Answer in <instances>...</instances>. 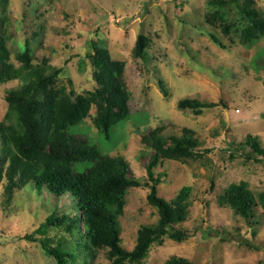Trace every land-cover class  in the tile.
Wrapping results in <instances>:
<instances>
[{
	"label": "rangeland",
	"instance_id": "rangeland-1",
	"mask_svg": "<svg viewBox=\"0 0 264 264\" xmlns=\"http://www.w3.org/2000/svg\"><path fill=\"white\" fill-rule=\"evenodd\" d=\"M251 1L262 13L264 0ZM237 2L244 0L224 6L211 0H0V35L5 36L9 60L15 66L20 65L17 54L27 52L34 62L46 57L49 64L62 68L55 86L84 93L97 86L87 57L92 52L89 40L98 41L122 62L129 118L118 123L112 138L105 140L94 125L92 106L76 131L103 153L123 156L135 178L148 180V155L144 154L149 148L141 136L157 126L164 134L176 135L190 128L199 140L197 149H211L184 163L164 160L153 168L154 178L163 173L157 193L167 200L183 185L191 186L187 218L178 224L191 236L180 242L164 237L161 243H151L142 264H163L172 256L193 264H264V211L255 206L249 221L256 219L257 224L252 225L217 202L231 182L246 181L255 195L264 190V160L254 161L237 152L229 158L226 150L247 134L257 136L264 148V33L249 43L240 40L239 31L248 20ZM216 12L221 18L216 15L213 23L208 22L207 17ZM223 25H229V32L221 30ZM139 35L147 39L143 58L134 53ZM159 79L166 84L167 96L160 91ZM19 84V80L0 83V119L7 109L6 91ZM183 98L217 106L195 114L178 108ZM147 193L146 187L138 186L125 195L118 217L124 249L133 248L142 224L156 222L158 212ZM5 198L0 185V264H56L38 240L25 235L39 238L33 231L46 216L53 210L71 211L74 200L69 194L56 198L47 190L39 195L32 184L16 189L10 201ZM53 232L58 229H50ZM107 252L108 248L99 249L93 258L80 257L73 264H109Z\"/></svg>",
	"mask_w": 264,
	"mask_h": 264
},
{
	"label": "trees",
	"instance_id": "trees-1",
	"mask_svg": "<svg viewBox=\"0 0 264 264\" xmlns=\"http://www.w3.org/2000/svg\"><path fill=\"white\" fill-rule=\"evenodd\" d=\"M229 1L211 0L219 6ZM236 6L248 20L247 26L239 31L240 40L249 43L260 38L264 33V9L257 12L251 0L237 2ZM219 15L211 13L206 20L213 23L214 16ZM221 30L229 32V25H223ZM210 37L224 46L214 33ZM146 43V37L139 35L134 53L143 58ZM88 46L92 52L87 57L97 86L76 93L72 88L67 91L64 85L55 86L62 68L49 64L46 57L34 62L27 52L17 54L20 65L15 66L9 60L5 36L0 35V83L20 81L18 87L6 91L7 109L0 119V185L6 202L13 198L16 189L29 184L39 195L47 190L56 198L69 194L74 200L71 211L53 210L46 216L33 231L39 238L25 235L26 239L38 240L56 264H73L80 257L91 259L103 248H108L109 264H142L151 243H161L164 237L180 242L191 236L178 227L187 218L191 186L183 185L167 200L157 193L163 173L154 178L153 168L164 160L184 163L211 149L198 150L199 140L190 128H183L179 135L164 134L161 126L152 128L141 136L142 143L149 148L144 154L148 155L145 162L148 180L141 181L132 175L123 156L103 153L96 143L78 133L76 127L89 115L92 106L96 111L94 125L105 140H110L114 127L131 114L121 76L122 62L113 59L96 40H89ZM158 86L167 96L162 79ZM177 106L199 114L217 103L183 98ZM230 144L233 148L226 149L229 158H234L237 152L254 161L264 160V148L255 135L247 134L243 140ZM138 186L148 189L147 200L157 209L158 217L155 223L139 227L133 248L127 250L120 245L118 217L123 213L128 189ZM217 202L249 221L254 217L255 206L264 211V190L255 195L246 181L231 182L218 195ZM249 222L257 224L256 219ZM53 228L58 232L50 234ZM251 233L255 235L256 230ZM163 264L193 263L185 257L172 256Z\"/></svg>",
	"mask_w": 264,
	"mask_h": 264
}]
</instances>
